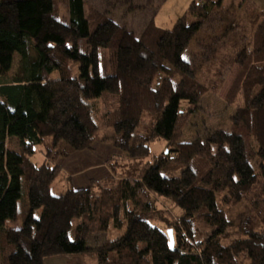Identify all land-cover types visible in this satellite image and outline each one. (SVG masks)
<instances>
[{
  "label": "trees",
  "instance_id": "16d2710c",
  "mask_svg": "<svg viewBox=\"0 0 264 264\" xmlns=\"http://www.w3.org/2000/svg\"><path fill=\"white\" fill-rule=\"evenodd\" d=\"M146 2L124 0L128 13L153 10L137 37L87 0H67L66 19L56 0H0V264L87 254L97 264H264V10L195 0L164 30L154 20L167 0ZM206 64L219 77L238 67L234 96L243 94V105L229 129L182 142L207 91L199 81ZM107 95L116 105L110 140L137 162V177L53 194L63 176L58 159L101 140L93 103ZM146 115L151 126L138 133ZM154 135L167 152L144 163ZM11 138L19 152L8 149ZM41 146L38 167L32 158ZM152 196L182 211L165 231L152 222ZM243 201L249 212L229 215ZM112 230L122 233L89 246L90 235Z\"/></svg>",
  "mask_w": 264,
  "mask_h": 264
},
{
  "label": "rangeland",
  "instance_id": "374dc122",
  "mask_svg": "<svg viewBox=\"0 0 264 264\" xmlns=\"http://www.w3.org/2000/svg\"><path fill=\"white\" fill-rule=\"evenodd\" d=\"M57 1V13L61 19L67 18L68 3L67 0ZM195 0H167V2L158 9V13L155 17V25L159 29H172L175 22L181 18L187 9L188 5ZM90 6L96 7L101 11L107 12L115 22L124 26L129 31L135 33L137 37H140L153 19L151 12L152 9H145L136 13H128L130 5H125L124 0H87ZM233 4L235 7H243L245 14H249L253 11V7L247 3L246 0H224V6L228 7ZM135 6H146V0H133ZM196 48L192 46L188 52L184 55L186 57L191 49ZM20 57L15 55L12 69L9 73V79L12 81L18 72V65ZM71 75L73 77L78 76V66L70 64ZM215 67L208 72V64H206L199 75V81L206 86V94L201 101V107L199 112L191 117L189 123L185 126L183 131L182 142H191L197 138H205L207 133L215 129H229L231 126V117L235 112L237 106L243 105V94L239 93V96H234V90H236L235 78L238 73V67H228L222 77L215 76ZM57 74H54L51 79L57 78ZM163 76H160L154 83V87H158L159 80ZM232 102L233 105L231 104ZM95 119L100 126L101 133L100 141H96L92 147V150H86L83 152L74 153L69 157H60L56 162L62 169L63 176L58 179L54 188L53 194L59 195L69 187H75L77 189H85L90 186V181H99L104 179L117 180L121 177L136 178L139 173V168H133L137 165L134 163L124 152L113 146L109 133V123L107 116L116 107L112 96H104L101 100L93 103ZM152 123V116L146 115L142 118L138 133H145ZM103 140V141H102ZM107 140V141H106ZM148 154L144 160V163L154 162L159 155L166 153L167 142L164 138L154 135L149 142L146 143ZM7 147L10 150L19 152L20 143L17 138H11L7 142ZM46 159V148L38 147L37 153L32 158V162L36 166H41ZM91 179V180H90ZM90 180V181H89ZM95 192H99L98 189ZM260 193V189H255L251 194V201L254 202L255 195ZM264 198V195L263 197ZM154 201V207L156 214L152 221L155 225L162 230H166L167 225L171 222L179 220L182 211L176 206L171 199L164 197L152 196ZM258 200V199H257ZM251 209V203L243 201L238 206L232 207L230 214L233 217H238ZM39 214V212H38ZM262 227V224L257 226ZM117 233L113 230L110 233H102L97 235H90L88 238V244L91 247H96L105 244L108 240H114ZM1 247V243H0ZM80 257L86 258L88 264H97V259L94 254H87ZM94 262V263H93Z\"/></svg>",
  "mask_w": 264,
  "mask_h": 264
},
{
  "label": "crops",
  "instance_id": "0c3cea01",
  "mask_svg": "<svg viewBox=\"0 0 264 264\" xmlns=\"http://www.w3.org/2000/svg\"><path fill=\"white\" fill-rule=\"evenodd\" d=\"M246 1L254 9H257L259 11L264 10V0H246ZM45 264H88V262L86 258L80 256H63V257H55V258L47 259L45 261Z\"/></svg>",
  "mask_w": 264,
  "mask_h": 264
}]
</instances>
